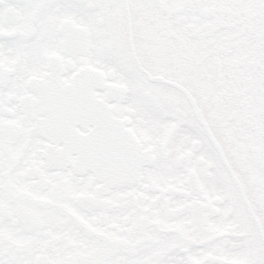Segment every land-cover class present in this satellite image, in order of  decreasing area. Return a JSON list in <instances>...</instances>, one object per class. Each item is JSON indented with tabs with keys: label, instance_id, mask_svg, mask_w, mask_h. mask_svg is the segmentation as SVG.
Masks as SVG:
<instances>
[{
	"label": "snow or ice",
	"instance_id": "snow-or-ice-1",
	"mask_svg": "<svg viewBox=\"0 0 264 264\" xmlns=\"http://www.w3.org/2000/svg\"><path fill=\"white\" fill-rule=\"evenodd\" d=\"M0 264H264V0H0Z\"/></svg>",
	"mask_w": 264,
	"mask_h": 264
}]
</instances>
